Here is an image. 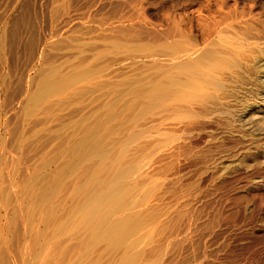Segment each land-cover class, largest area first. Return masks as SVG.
<instances>
[{
    "label": "rangeland",
    "instance_id": "rangeland-1",
    "mask_svg": "<svg viewBox=\"0 0 264 264\" xmlns=\"http://www.w3.org/2000/svg\"><path fill=\"white\" fill-rule=\"evenodd\" d=\"M200 13L264 28V0H0V264H264V102L189 122L147 60Z\"/></svg>",
    "mask_w": 264,
    "mask_h": 264
},
{
    "label": "bare ground",
    "instance_id": "bare-ground-1",
    "mask_svg": "<svg viewBox=\"0 0 264 264\" xmlns=\"http://www.w3.org/2000/svg\"><path fill=\"white\" fill-rule=\"evenodd\" d=\"M238 15L226 14L222 19H216L200 13L197 17L200 36L193 34L192 25L179 20L171 28L161 31L153 47L157 55L153 58L151 52L146 54L147 60L157 62V68L159 66L161 74L168 79L161 87L162 97L171 96L178 108L187 111L189 122L209 119L219 124L226 121L233 126L236 117L240 116L238 111L244 112L250 105L247 104L248 97L255 104L264 102V28L261 31L250 26V29L245 27V31L239 30L244 14ZM250 30L256 34L250 36ZM108 197L109 193L103 198Z\"/></svg>",
    "mask_w": 264,
    "mask_h": 264
}]
</instances>
